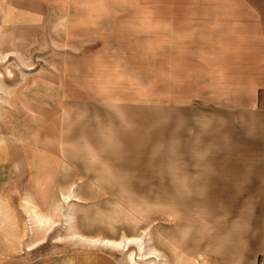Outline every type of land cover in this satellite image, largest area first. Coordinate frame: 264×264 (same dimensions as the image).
I'll return each instance as SVG.
<instances>
[{
    "label": "rangeland",
    "instance_id": "rangeland-1",
    "mask_svg": "<svg viewBox=\"0 0 264 264\" xmlns=\"http://www.w3.org/2000/svg\"><path fill=\"white\" fill-rule=\"evenodd\" d=\"M41 2L0 0V264H264V186L162 117V11L241 1Z\"/></svg>",
    "mask_w": 264,
    "mask_h": 264
},
{
    "label": "crops",
    "instance_id": "crops-1",
    "mask_svg": "<svg viewBox=\"0 0 264 264\" xmlns=\"http://www.w3.org/2000/svg\"><path fill=\"white\" fill-rule=\"evenodd\" d=\"M28 1L32 14H46L41 0ZM208 1L241 3L211 7L205 18L179 8L162 11V103L168 107L162 117L176 121L181 143L197 129L205 130L200 142L209 148L221 138L233 191L264 186V0ZM74 84L69 76V95H82Z\"/></svg>",
    "mask_w": 264,
    "mask_h": 264
},
{
    "label": "bare ground",
    "instance_id": "bare-ground-1",
    "mask_svg": "<svg viewBox=\"0 0 264 264\" xmlns=\"http://www.w3.org/2000/svg\"><path fill=\"white\" fill-rule=\"evenodd\" d=\"M108 244V243H107ZM109 244H111V243H109ZM118 244V243H117Z\"/></svg>",
    "mask_w": 264,
    "mask_h": 264
}]
</instances>
